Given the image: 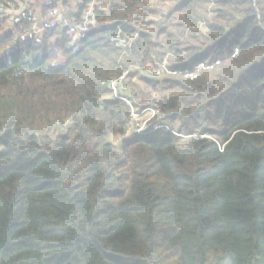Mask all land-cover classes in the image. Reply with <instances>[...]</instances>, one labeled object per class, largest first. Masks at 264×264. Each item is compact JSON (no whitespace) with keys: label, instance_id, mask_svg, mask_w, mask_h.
<instances>
[{"label":"trees","instance_id":"1","mask_svg":"<svg viewBox=\"0 0 264 264\" xmlns=\"http://www.w3.org/2000/svg\"><path fill=\"white\" fill-rule=\"evenodd\" d=\"M76 2L0 0V264H264V0Z\"/></svg>","mask_w":264,"mask_h":264},{"label":"built area","instance_id":"2","mask_svg":"<svg viewBox=\"0 0 264 264\" xmlns=\"http://www.w3.org/2000/svg\"><path fill=\"white\" fill-rule=\"evenodd\" d=\"M89 15H91V13H89ZM59 22H66L65 19L61 18V21ZM94 21H92L93 23ZM86 24L87 21L85 22L84 25L81 26H75L72 27V29H77V31H81L84 30L86 28ZM220 61H216V62H212L210 60H206L204 62H201L200 64H198L195 69L193 71H189L185 73V77L188 78H195L197 77V75L202 71V70H211L213 69L216 65L219 64ZM167 63V59H165L162 62V65L164 68L166 66ZM134 69H130L125 71L123 74H121L120 76L114 78L110 85H109V98L116 100V101H122L124 102L126 105H128L129 107H131V111H132V116L134 117V119L136 120L137 118H141L142 121H137L136 120V126H135V133H142L145 131V129L149 126V124H151V122L153 121L154 117H156L157 112L154 108L148 107L146 109H143L141 111L135 110L133 107V103L130 100V98L122 93V91L120 90V87L122 85V80L130 73L132 72ZM140 72L142 73H147L148 75H152L153 72L150 69H147V72L144 70H140ZM160 71H158L159 73ZM154 129L157 128H161V127H165L168 130H170L173 134L177 135L178 137L181 138H187L190 136H198L201 131L199 129H197L194 133L192 134H187L184 132H180L177 128L175 127H171L168 123H163V124H155L153 125ZM131 134V133H130ZM129 134V136H130ZM221 147V149L223 148V145H219Z\"/></svg>","mask_w":264,"mask_h":264},{"label":"rangeland","instance_id":"3","mask_svg":"<svg viewBox=\"0 0 264 264\" xmlns=\"http://www.w3.org/2000/svg\"><path fill=\"white\" fill-rule=\"evenodd\" d=\"M16 1L18 4L17 7L12 6V7L6 8L5 11L8 13V15L12 17L14 23H17L20 20V18L24 17L25 13L29 11V13H31L34 16V17L32 16V20L35 23L34 32L37 35L41 34L43 27H40V26L44 24V19L48 18L50 19L52 23H62V22H59L61 21V17L63 15L61 13L62 12L64 13V10L68 9L69 8L68 5L69 4L71 5L72 2L74 4L77 3L76 0H66L68 1L67 4L59 3L60 5L59 7L61 8L62 12H60L59 10H56L54 11L53 14H51L52 9L47 12L44 11V5L48 1H51V0H16ZM73 31L77 37L79 34V31H77V29H74ZM136 120L142 121L141 118H137ZM129 134H127V136H129ZM110 140L114 143V145L117 148H120L121 143H122V136L112 135L110 136Z\"/></svg>","mask_w":264,"mask_h":264}]
</instances>
